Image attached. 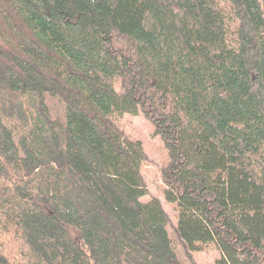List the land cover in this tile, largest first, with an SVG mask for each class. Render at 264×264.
Listing matches in <instances>:
<instances>
[{
    "label": "trees",
    "instance_id": "obj_1",
    "mask_svg": "<svg viewBox=\"0 0 264 264\" xmlns=\"http://www.w3.org/2000/svg\"><path fill=\"white\" fill-rule=\"evenodd\" d=\"M0 16V264H182L124 115L163 144L187 249L264 264V0H0Z\"/></svg>",
    "mask_w": 264,
    "mask_h": 264
},
{
    "label": "rangeland",
    "instance_id": "obj_2",
    "mask_svg": "<svg viewBox=\"0 0 264 264\" xmlns=\"http://www.w3.org/2000/svg\"><path fill=\"white\" fill-rule=\"evenodd\" d=\"M230 31L233 34L235 27ZM47 102H49L48 106L52 115H60L63 112V106L58 104L55 99H49ZM114 122L117 131L123 137L131 142L141 143L144 162L140 174L147 190V197L144 200L156 199L161 204L168 223L169 239L180 262L182 264H215L219 258V252L213 245L205 247L200 252H191L179 237L176 206L167 203L162 195L165 186L162 183L160 171L168 162L167 153L160 138L154 136L153 126L142 115H124L115 118Z\"/></svg>",
    "mask_w": 264,
    "mask_h": 264
}]
</instances>
